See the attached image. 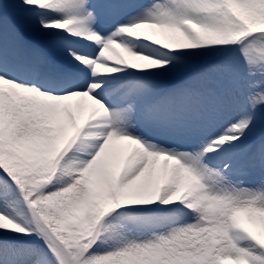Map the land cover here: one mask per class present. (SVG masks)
Returning a JSON list of instances; mask_svg holds the SVG:
<instances>
[{"label": "snow or ice", "instance_id": "snow-or-ice-1", "mask_svg": "<svg viewBox=\"0 0 264 264\" xmlns=\"http://www.w3.org/2000/svg\"><path fill=\"white\" fill-rule=\"evenodd\" d=\"M0 264H264V0H0Z\"/></svg>", "mask_w": 264, "mask_h": 264}]
</instances>
